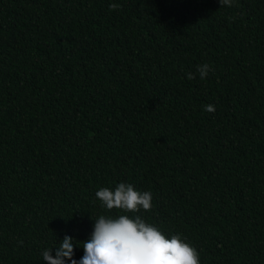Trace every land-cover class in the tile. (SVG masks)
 <instances>
[{"label":"trees","instance_id":"trees-1","mask_svg":"<svg viewBox=\"0 0 264 264\" xmlns=\"http://www.w3.org/2000/svg\"><path fill=\"white\" fill-rule=\"evenodd\" d=\"M120 182L200 264H264V0H0V264L86 240Z\"/></svg>","mask_w":264,"mask_h":264},{"label":"clouds","instance_id":"clouds-1","mask_svg":"<svg viewBox=\"0 0 264 264\" xmlns=\"http://www.w3.org/2000/svg\"><path fill=\"white\" fill-rule=\"evenodd\" d=\"M220 6H232L233 0H218ZM111 3L109 11L118 8ZM211 67L207 63L196 66V73L189 72L188 79L196 75L205 80ZM204 111L214 112L215 106L208 104ZM101 206L118 214L99 215L90 218L94 221L93 230L86 240L74 243L72 235H65L55 255L52 249L42 251V259L47 264H200L197 249L181 234L169 238L159 227L146 222L140 213L152 210L153 195L150 191H138L131 183L120 182L114 190L102 187L95 193ZM76 239V238H75ZM77 240V239H76ZM21 244L23 241L20 242ZM83 248V256L74 259L75 248Z\"/></svg>","mask_w":264,"mask_h":264}]
</instances>
